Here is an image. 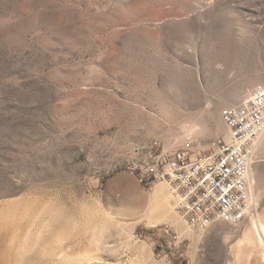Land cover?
<instances>
[{
    "label": "rangeland",
    "instance_id": "1",
    "mask_svg": "<svg viewBox=\"0 0 264 264\" xmlns=\"http://www.w3.org/2000/svg\"><path fill=\"white\" fill-rule=\"evenodd\" d=\"M208 2L0 0V264H264L234 242L156 255L175 224L147 223L158 184L133 171L210 152L264 87V0ZM251 172L264 220V136Z\"/></svg>",
    "mask_w": 264,
    "mask_h": 264
},
{
    "label": "built area",
    "instance_id": "2",
    "mask_svg": "<svg viewBox=\"0 0 264 264\" xmlns=\"http://www.w3.org/2000/svg\"><path fill=\"white\" fill-rule=\"evenodd\" d=\"M222 118L229 137L217 140L210 152L192 155L163 149L152 152L148 161L134 169L150 189L159 183L167 185L175 216L200 236L219 221L239 227L257 208L250 176L255 150L264 135V87L239 106L224 109ZM165 232L168 237L158 245V256L187 257L189 244L176 228L166 227Z\"/></svg>",
    "mask_w": 264,
    "mask_h": 264
},
{
    "label": "bare ground",
    "instance_id": "3",
    "mask_svg": "<svg viewBox=\"0 0 264 264\" xmlns=\"http://www.w3.org/2000/svg\"><path fill=\"white\" fill-rule=\"evenodd\" d=\"M208 1H209L208 4L210 5V4H213L214 2L217 4L218 3L220 4L224 0H208ZM261 139H260V141H261ZM259 142H258V144H259ZM250 178H251L252 182L254 183L255 181H254L252 172H251ZM115 184H117V183L115 182L112 185H115ZM166 188L164 189V188L158 187L151 195L150 201H151V204L153 205V207H152L153 211L147 217V223L150 226H158V225H161L163 223H172L173 225L175 224L174 221L176 218H174V215H173L174 212H173V206L171 203V197L169 194H167L166 191H168V189L166 190ZM252 188H253V184H252ZM253 199H254V204L257 205L254 196H253ZM257 212H258V210L256 208L254 211H250L248 214V217H247V218L252 217L251 222H252V228L254 231L253 232L254 236L253 235H252L253 237L251 236L252 238L247 237V238H249L248 239V243H249L248 248H250L251 251L252 250L253 251H263V253H264V220L261 217H259V214ZM144 218H146V217H144ZM50 228H51V226H50ZM63 228L64 227L62 226V224H59V226H57L55 229L61 231V230H63ZM245 240H243L241 243L237 242L239 249H242L244 247L243 245H244ZM249 251H248V253H250Z\"/></svg>",
    "mask_w": 264,
    "mask_h": 264
},
{
    "label": "crops",
    "instance_id": "4",
    "mask_svg": "<svg viewBox=\"0 0 264 264\" xmlns=\"http://www.w3.org/2000/svg\"><path fill=\"white\" fill-rule=\"evenodd\" d=\"M158 187L165 189L167 187V185H165V183H159L158 185H156L155 190ZM166 189H168V188H166ZM258 195L260 197V191L258 192ZM256 199L257 198H255V201H256ZM259 200H260V198H259ZM259 200H257L258 202L256 203L258 205V207L260 206L259 204L261 203V200L260 201ZM251 221H252L251 218H247L240 224L239 227H236L235 229L232 228V225L229 224L228 222H224V221L216 222L207 230L204 238L196 237L194 232L186 229L178 220L177 221L175 220L174 222H175L176 230L183 237L184 240L189 242L188 244L198 245V244H200L199 243L200 241H202L204 243V241L206 242V240L207 241H213V242L222 241L224 243L234 242L233 250H235V251L244 250L246 252V254H248L247 252L250 250V248H248L249 247L248 239L252 235L254 236V233H253L254 231L252 228V222ZM236 231H238V232H236ZM247 237H249V238H247ZM243 240H245L244 245H243L244 247L242 249H238V243H241Z\"/></svg>",
    "mask_w": 264,
    "mask_h": 264
},
{
    "label": "trees",
    "instance_id": "5",
    "mask_svg": "<svg viewBox=\"0 0 264 264\" xmlns=\"http://www.w3.org/2000/svg\"><path fill=\"white\" fill-rule=\"evenodd\" d=\"M133 171H134L135 175L138 176V171H137V170H133ZM142 186H143L145 189H147V190L150 189V188L147 186V184H146L145 181L142 182ZM154 252H155L156 255L161 254V248H160L159 246H155V248H154Z\"/></svg>",
    "mask_w": 264,
    "mask_h": 264
}]
</instances>
